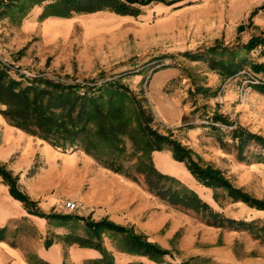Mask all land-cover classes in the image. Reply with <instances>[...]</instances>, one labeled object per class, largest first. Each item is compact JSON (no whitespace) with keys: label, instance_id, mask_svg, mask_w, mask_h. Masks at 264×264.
<instances>
[{"label":"rangeland","instance_id":"obj_1","mask_svg":"<svg viewBox=\"0 0 264 264\" xmlns=\"http://www.w3.org/2000/svg\"><path fill=\"white\" fill-rule=\"evenodd\" d=\"M43 4L32 6L19 23L0 16L1 61L27 77L43 76L62 83L92 79L100 83L123 75L122 80L136 93L142 90L141 97L146 98L162 123L160 128H171L201 158L221 167L235 185L264 198V158L259 160L255 154L262 151L260 145L250 141L240 158L236 140L231 137V128L236 124L264 135V93L256 89L259 84L252 82L254 78L264 81V73L244 69L224 79L209 70L206 63L184 55L216 41L231 46L259 34L248 37L250 16L260 12L264 17V0H180L174 4L152 1L140 6L136 16L101 10L40 19ZM27 19L30 23H26ZM239 22L246 26L243 32L235 30ZM249 55L264 62V55L257 50ZM165 67L178 70L162 88L167 99L177 106L179 116L175 119L158 114L148 93V80ZM196 85L216 89V94L195 92ZM215 107L232 122L211 121L209 116ZM20 144L5 163L26 168L28 174L38 169L49 173V189L44 194L54 198L49 211L66 212L63 202L70 198L68 194L81 193L84 201L76 199L81 205L71 212L93 218L107 215L116 222L132 224L135 230L171 250L156 262L145 255L118 250L112 238L105 235L103 241L113 249L117 264L183 260L188 264H264V239L246 229L211 224L199 212L164 201L146 188L142 177L136 181L117 174L77 146H53L55 154L77 158L65 161L64 157H56L49 161L48 152H42L36 140H21ZM32 144L38 151L27 154L25 147ZM164 150L155 154L156 166L193 187L216 210L233 218L264 219V209L232 200L220 189L219 200H215L212 187L200 183L183 161L175 160L169 149ZM76 170L80 175L83 172L82 182L64 179V175H75ZM83 227V220H77L74 230L83 233ZM52 228L61 233L69 230L55 224Z\"/></svg>","mask_w":264,"mask_h":264},{"label":"trees","instance_id":"obj_2","mask_svg":"<svg viewBox=\"0 0 264 264\" xmlns=\"http://www.w3.org/2000/svg\"><path fill=\"white\" fill-rule=\"evenodd\" d=\"M152 1L174 4L180 0H7L0 2V16L19 23L34 5L43 4L39 18L48 16L70 17L72 14L108 10L121 15L136 16L140 6ZM255 12V11H253ZM257 50L264 55V31L253 34L246 42L223 45L216 41L201 50L186 51L184 55L193 61L206 63L209 70L224 79L244 69L253 73H264V62L256 61L250 53ZM123 75L95 83H62L48 77H27L0 60V113L6 120L28 133L41 137L58 147L77 146L91 155L102 166L138 181L164 201L201 213L207 222L246 229L255 237L264 239V219H244L225 216L188 184L175 175L160 170L152 152L167 148L175 160L183 161L189 172L203 185L213 189V197L219 200L220 189L224 196L241 200L250 206L264 209V198L253 196L241 186L235 185L224 170L201 158L191 147L184 144L171 128H160L146 98L136 93L122 80ZM93 83V84H90ZM264 93V83L256 85ZM214 96L216 89L196 85L195 92ZM211 121L230 124L228 118L217 107L209 116ZM231 137L236 140L238 157H243V148L255 141L262 151L255 153L259 160L264 158V135L253 132L241 124L231 128ZM0 178L7 184L9 193L19 199L28 212L43 216L49 224L66 226V232L51 230L46 234L44 244L55 239L66 247L71 244L97 249L100 255L85 259V264H115V253L105 245L106 235L114 241L120 251L145 255L159 262L171 250L147 234L135 230L132 224L114 221L107 215L93 218L76 212L57 210L43 211L37 199L30 197L19 183V176L7 163L0 161ZM77 220H83V233L74 230ZM5 227H0V238ZM32 264H50L30 256ZM62 264H71L64 260ZM143 264H147L144 263ZM168 264H188L187 260Z\"/></svg>","mask_w":264,"mask_h":264},{"label":"crops","instance_id":"obj_3","mask_svg":"<svg viewBox=\"0 0 264 264\" xmlns=\"http://www.w3.org/2000/svg\"><path fill=\"white\" fill-rule=\"evenodd\" d=\"M27 22L30 23L29 19L26 20V23ZM250 22L251 32H248V37L251 36V33H260L264 28V17H260V12H255L250 16ZM245 29L246 26L243 22L237 23L235 27L236 32H243ZM177 74L178 70L176 68L165 67L154 72L148 80L150 101L155 111L162 117L170 116L175 119L179 116L177 106L169 101L162 92V88ZM21 140H36L38 144H41L42 152H48L47 160L49 161L54 160L56 157H64L65 161L77 158V155L69 157L55 154L52 152L54 145L41 137L10 124L0 113V161L7 162L13 151L21 146ZM25 150L27 154L38 151L33 144L31 146L27 145ZM162 151L165 150H154L152 152L153 159L155 154H159ZM29 156L30 155H28V157ZM7 165L18 174L20 187L27 192L30 197L37 199L38 207L43 211H49V208H51L54 203V198L44 196L49 189V186H47L49 181L47 176L49 173H47L45 169H38L35 173L28 174L26 168ZM76 173L75 175L73 173L71 176L64 175V179H72V183H74V181L82 182L84 177L83 172L80 175L78 174V170H76ZM116 173L120 174L118 172ZM68 195L70 198L84 201V197L81 193L71 192ZM79 214L87 215L84 213ZM0 227H5L3 237L0 238V264H32L30 256L39 257L50 264H62L64 260L72 264H84L83 261L85 259L100 255L99 251L93 247L78 246L76 244L67 246L65 255L63 243L56 239L50 245L46 246L44 244V239L46 234L53 230L52 225L48 223L45 217L28 212L24 204L9 193L7 184H5L1 178ZM54 231L60 232L58 230ZM115 264H117V257L115 258Z\"/></svg>","mask_w":264,"mask_h":264},{"label":"built area","instance_id":"obj_4","mask_svg":"<svg viewBox=\"0 0 264 264\" xmlns=\"http://www.w3.org/2000/svg\"><path fill=\"white\" fill-rule=\"evenodd\" d=\"M4 62V61H2ZM5 63V62H4ZM7 64V63H5ZM254 78V77H253ZM253 83H257V84H262L264 83L263 80H260L258 78H254V81H252ZM84 83H88V82H85ZM90 84H93V83H90ZM81 205V202L79 200H76V199H73V198H66L63 202V209L66 211V212H71L73 210H75V208H77L78 206Z\"/></svg>","mask_w":264,"mask_h":264}]
</instances>
